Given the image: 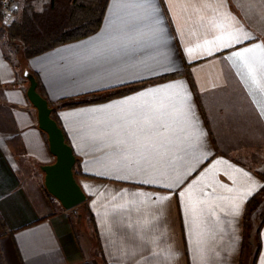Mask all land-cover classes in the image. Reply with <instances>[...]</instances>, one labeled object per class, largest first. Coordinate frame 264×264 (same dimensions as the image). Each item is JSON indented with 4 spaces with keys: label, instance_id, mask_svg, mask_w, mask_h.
<instances>
[{
    "label": "crops",
    "instance_id": "0c3cea01",
    "mask_svg": "<svg viewBox=\"0 0 264 264\" xmlns=\"http://www.w3.org/2000/svg\"><path fill=\"white\" fill-rule=\"evenodd\" d=\"M17 57L0 26V264L246 262L243 217L264 186V0H108L96 32ZM26 68L54 103L167 77L57 110L94 227L44 186L55 157ZM254 217L251 264H264Z\"/></svg>",
    "mask_w": 264,
    "mask_h": 264
},
{
    "label": "trees",
    "instance_id": "16d2710c",
    "mask_svg": "<svg viewBox=\"0 0 264 264\" xmlns=\"http://www.w3.org/2000/svg\"><path fill=\"white\" fill-rule=\"evenodd\" d=\"M23 1L25 6L23 7L21 18L8 26L2 24L0 8V26L4 29L7 40L15 46L19 64L28 57L43 52L55 45L85 37L96 32L101 25L108 0H65V7H61L60 11L55 9L56 6L54 7V1L56 0ZM25 70H28L34 76L37 82L36 90L44 99H46L47 104L51 109L50 115L61 128L64 140L67 144H69V142L58 119L57 110L79 104L107 100L137 90L150 82L167 78L164 76L148 81L130 83L104 90L100 93H95L89 98H66L60 99L54 103L46 95L38 75L28 68ZM16 83L17 82H14L13 84ZM77 162L78 159L75 156V163L72 167L75 179L78 174L75 170V164ZM261 176L264 178V174H261ZM260 195L264 196V186L248 199L243 217L244 236H247L245 230L250 227V219L256 207L259 205ZM87 200L88 197H86V199L78 206L82 207L84 211H87L90 225L91 227H94L93 215L89 211ZM259 215L261 216V221L256 230L257 235L264 222V211ZM258 243L259 242H257V248L259 247ZM255 256L256 255H254L252 264H254Z\"/></svg>",
    "mask_w": 264,
    "mask_h": 264
},
{
    "label": "water",
    "instance_id": "95a60500",
    "mask_svg": "<svg viewBox=\"0 0 264 264\" xmlns=\"http://www.w3.org/2000/svg\"><path fill=\"white\" fill-rule=\"evenodd\" d=\"M23 75L28 80L26 96L37 110L38 126L47 134L49 150L55 157L52 163L41 166L44 186L64 208L77 206L86 199V195L73 175V149L65 142L61 128L51 117L46 99L36 90L34 76L28 70Z\"/></svg>",
    "mask_w": 264,
    "mask_h": 264
},
{
    "label": "rangeland",
    "instance_id": "374dc122",
    "mask_svg": "<svg viewBox=\"0 0 264 264\" xmlns=\"http://www.w3.org/2000/svg\"><path fill=\"white\" fill-rule=\"evenodd\" d=\"M64 3H65V0H56L54 1V7L56 10L60 11L61 7L64 6ZM13 4H14V11H15V15H14V19L11 23H13L14 21L17 20V16H18V13L19 11L21 12V10L23 9V7L25 6L24 4V1L23 0H13ZM65 7V6H64ZM0 8H1V0H0ZM23 12V10H22ZM1 20H2V14H1ZM10 23V24H11ZM9 24V25H10ZM4 26H8V25H4ZM259 201H260V206L256 209L255 211L253 212L252 216H251V219H250V225L252 223V218H256V217H260L259 220L261 219V216L260 215H254L255 213L258 212V214H260L261 212L264 211V196L260 195L259 196ZM74 211H76L78 214H79V217L80 218H85V219H88L89 223H90V220H89V215L87 213V211H84L82 207H75L73 208ZM245 232L247 233V236L244 237V247L243 249L245 250V252H247L245 254V261L244 263L242 264H251L252 262V256H253V247H254V244H255V238H256V235H255V231L254 229H251V227H249L247 230H245Z\"/></svg>",
    "mask_w": 264,
    "mask_h": 264
},
{
    "label": "built area",
    "instance_id": "2783aa9c",
    "mask_svg": "<svg viewBox=\"0 0 264 264\" xmlns=\"http://www.w3.org/2000/svg\"><path fill=\"white\" fill-rule=\"evenodd\" d=\"M2 24L9 25L15 15L13 0H1Z\"/></svg>",
    "mask_w": 264,
    "mask_h": 264
},
{
    "label": "snow or ice",
    "instance_id": "6c2138e0",
    "mask_svg": "<svg viewBox=\"0 0 264 264\" xmlns=\"http://www.w3.org/2000/svg\"><path fill=\"white\" fill-rule=\"evenodd\" d=\"M236 38L239 39V37H236ZM245 51H249V49H245ZM236 55H237V56H240L241 53L237 52ZM246 175H247V174H246Z\"/></svg>",
    "mask_w": 264,
    "mask_h": 264
}]
</instances>
